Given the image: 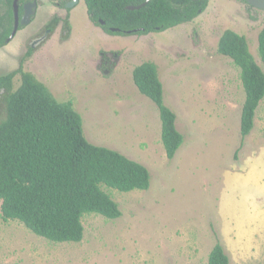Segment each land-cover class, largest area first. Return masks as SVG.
I'll use <instances>...</instances> for the list:
<instances>
[{
    "label": "rangeland",
    "instance_id": "obj_1",
    "mask_svg": "<svg viewBox=\"0 0 264 264\" xmlns=\"http://www.w3.org/2000/svg\"><path fill=\"white\" fill-rule=\"evenodd\" d=\"M43 1L36 22L0 49V77L19 68L43 28L37 30L41 18L59 17L56 34L24 61V70L60 103L73 104L91 144L142 164L151 184L127 193L102 186L122 215H84L80 243H55L18 221H4L0 201V264H208L217 243L229 264H264V99L243 139L240 70L217 51L222 34L232 30L246 37L262 65L264 10L242 0H210L189 23L115 35L89 20L83 0L68 10L51 6L60 0ZM145 62L156 64L165 104L184 137L172 160L158 108L133 81L134 69ZM20 84L17 75L13 89ZM4 107L0 101V122Z\"/></svg>",
    "mask_w": 264,
    "mask_h": 264
},
{
    "label": "trees",
    "instance_id": "obj_2",
    "mask_svg": "<svg viewBox=\"0 0 264 264\" xmlns=\"http://www.w3.org/2000/svg\"><path fill=\"white\" fill-rule=\"evenodd\" d=\"M0 17V48L12 30L11 0ZM84 0L89 20L115 35H148L193 21L207 9L208 1L195 0ZM246 2L245 0H242ZM64 6V4H62ZM1 9V8H0ZM55 18L51 23H58ZM49 26V28H50ZM119 32H111V29ZM217 51L240 70L245 92L240 132L246 138L254 129L256 111L264 99V28L259 34V65L245 36L226 30ZM19 68L0 77V101L5 105L0 122L1 217L15 220L35 235L55 243H80L84 238L83 217L96 214L108 220L121 217L119 206L102 186L119 192L146 191L149 170L121 153L91 144L84 136L81 115L71 102L60 103L30 72ZM19 75L21 84L13 89ZM141 95L158 108L161 140L169 160L184 143L177 130L176 114L165 104L158 68L145 62L133 71ZM217 243L208 264H229Z\"/></svg>",
    "mask_w": 264,
    "mask_h": 264
},
{
    "label": "flooded vegetation",
    "instance_id": "obj_3",
    "mask_svg": "<svg viewBox=\"0 0 264 264\" xmlns=\"http://www.w3.org/2000/svg\"><path fill=\"white\" fill-rule=\"evenodd\" d=\"M61 1L62 0H60V2H58L56 4L53 3L51 6L56 8V9H59V10H61V8L68 10L67 5L72 0H67L64 2H61ZM80 2H81V0H80ZM245 3H247V2H245ZM43 4H44L43 0H11V9H12V13H13V18L11 20L12 30H11L9 36L4 40L5 44L3 45V47L8 46L11 42H14V40L17 38L18 34L20 35V33L23 31L24 28L29 27L33 23V21H34V23L36 22L37 18L40 15V11L42 9ZM62 4H64V6H62ZM7 7H8L7 4L5 5L3 1L0 3V8H1L0 9V17H2L4 15V10H6ZM55 18H58L60 23L63 22L60 20L59 17H55V16L52 19H50L49 21H46V19H44L43 17L41 18V22H44V23H42V24L39 23L40 25L37 28V30L41 26L43 28L39 32H37V34L35 36H33L34 37L33 42L28 45L29 48L25 52V55H24L25 60L28 58L34 57L35 54H37V52L41 48H43L44 42H46L47 40H50L51 38L54 37V35L56 34V32L59 28V24H60V23H56V24L50 26V23ZM25 20L28 22L27 24H24ZM64 22L66 23L65 29H67V30H65L64 35H66L69 33V17H67ZM16 24L18 25V28H17L15 34L13 35ZM49 26H50V28H49ZM98 26L103 29L102 24L98 25ZM26 38H27V35H26ZM3 47H1L0 49H2Z\"/></svg>",
    "mask_w": 264,
    "mask_h": 264
},
{
    "label": "water",
    "instance_id": "obj_4",
    "mask_svg": "<svg viewBox=\"0 0 264 264\" xmlns=\"http://www.w3.org/2000/svg\"><path fill=\"white\" fill-rule=\"evenodd\" d=\"M150 0H147L145 3L141 4L140 6H130L127 9L128 10H136V9H141L143 8ZM195 1H210V0H195ZM250 6H252L253 8L259 9V10H264V0H245ZM80 2V0H72L68 5L67 8H73L76 5H78ZM17 11V10H16ZM201 14V12L199 13ZM28 22L25 20L24 24H27ZM102 25H104L105 23L102 22ZM18 28V25L16 24L15 30L13 35L15 34L16 30ZM111 32H119L118 29H111ZM13 37V36H12Z\"/></svg>",
    "mask_w": 264,
    "mask_h": 264
}]
</instances>
